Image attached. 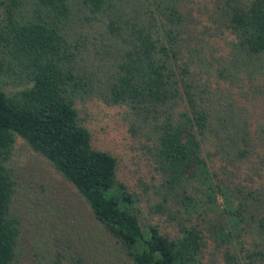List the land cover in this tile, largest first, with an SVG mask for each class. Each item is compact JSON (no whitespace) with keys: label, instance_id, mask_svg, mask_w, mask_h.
Wrapping results in <instances>:
<instances>
[{"label":"trees","instance_id":"1","mask_svg":"<svg viewBox=\"0 0 264 264\" xmlns=\"http://www.w3.org/2000/svg\"><path fill=\"white\" fill-rule=\"evenodd\" d=\"M181 1L0 0V264H264V128L249 115L264 98V0H214L200 29ZM225 31L223 47L206 38ZM91 101L123 109L152 163L148 209L174 231L141 220L80 115ZM17 138L94 224L51 232L33 262L12 207Z\"/></svg>","mask_w":264,"mask_h":264},{"label":"rangeland","instance_id":"2","mask_svg":"<svg viewBox=\"0 0 264 264\" xmlns=\"http://www.w3.org/2000/svg\"><path fill=\"white\" fill-rule=\"evenodd\" d=\"M213 1L182 0L181 2L182 9L189 11L193 18L199 20L198 29H200L202 28L201 24L210 28L213 25L207 17L215 7ZM195 30L197 31V29ZM216 35L206 37L216 48L223 47L224 42L232 38V35L227 31ZM214 53L215 55H225L226 49H217V52ZM213 76L208 80H211ZM241 84L245 88V84L242 82ZM223 85L225 83L220 82V86ZM232 89L235 90V88ZM250 91L252 92V90ZM257 98L259 100L249 108L251 128H264V98L259 96ZM122 112V108L107 107L102 102L91 101L82 106L80 115L91 132L92 142L116 156L118 160L117 181L124 183L128 191L138 194L139 199L135 206L139 210L141 220L144 223H156L162 229L174 231L169 222H166L165 215L152 214L148 209V206L153 204V199H150L149 194L150 186L146 185L151 181L149 177L152 172V163L140 149V138H133L129 135L127 124L121 119ZM259 133L261 139L264 140V132ZM8 165L12 167L18 179L17 192L12 207L22 220V237L19 249L25 251L30 248L31 262L38 259H34L32 256L34 251L44 253L46 245L50 241L46 236L56 229L74 230L78 228V232L81 234H90L88 231L93 229L94 224L88 218L87 206L80 200L69 183L63 180L45 159L29 149L18 138L12 146ZM257 182L264 183V179H258ZM145 188L148 189L142 191ZM217 203L219 207L224 205L221 196H217ZM73 235H77V233ZM214 256L216 264H219V255L215 254ZM209 259L205 256L204 264H209Z\"/></svg>","mask_w":264,"mask_h":264}]
</instances>
